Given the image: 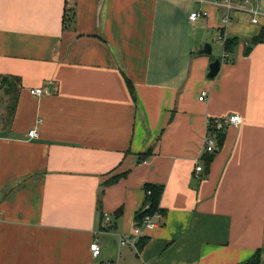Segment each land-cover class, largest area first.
Listing matches in <instances>:
<instances>
[{
	"label": "crops",
	"instance_id": "obj_1",
	"mask_svg": "<svg viewBox=\"0 0 264 264\" xmlns=\"http://www.w3.org/2000/svg\"><path fill=\"white\" fill-rule=\"evenodd\" d=\"M213 2L0 0V74L22 80L11 125L0 123V264H237L258 249L264 262V39L244 53L264 19ZM230 114L242 121L206 174L208 120ZM123 172L105 188L106 230L101 184ZM146 182L164 185L166 216L142 247L121 245Z\"/></svg>",
	"mask_w": 264,
	"mask_h": 264
},
{
	"label": "trees",
	"instance_id": "obj_2",
	"mask_svg": "<svg viewBox=\"0 0 264 264\" xmlns=\"http://www.w3.org/2000/svg\"><path fill=\"white\" fill-rule=\"evenodd\" d=\"M66 21H68L66 18L64 20L65 24ZM66 26V25H65ZM264 39V26L262 27L261 31L258 35L251 37L246 46H245V54H249L252 50V47L263 41ZM239 43L238 37H229L226 38L224 41V51H225V60L227 61H234V52H235V46ZM125 80L127 83V86L131 92V95L133 96L134 100L136 101V91L135 87L132 83V81L126 76ZM22 89V80L20 77L10 74H0V123L3 125V127L8 128L14 118L15 111L18 105L19 100V94ZM213 128V127H211ZM225 138L224 131L217 132V139H216V148L212 152H206L203 155L204 164L206 166L205 172L206 174L210 171L211 163L215 157L216 149H220L223 145ZM152 154V151L149 149L148 151H145L144 153L139 154V160L143 161L148 159ZM127 172H123L120 174H116L114 176H111L108 180L103 182L101 184V188L99 191V197L97 200V211L100 213V220L103 218L105 213L103 212V195L105 192V188L108 185L116 183L120 178L125 176ZM144 201L139 208L138 211H136L135 214V220L136 224L139 226H144V220L147 216H166L167 210L161 206V199L164 191V185L163 184H157L152 182H146L144 184ZM123 213V207L118 208L115 211V219L119 218L121 214ZM139 241V246L142 247L143 243L146 241V238H142ZM262 260V250L258 249L251 257H249L246 260H243L237 264H263Z\"/></svg>",
	"mask_w": 264,
	"mask_h": 264
},
{
	"label": "built area",
	"instance_id": "obj_3",
	"mask_svg": "<svg viewBox=\"0 0 264 264\" xmlns=\"http://www.w3.org/2000/svg\"><path fill=\"white\" fill-rule=\"evenodd\" d=\"M213 4L216 5L217 7L219 6L225 7L227 12H231L232 10H235L236 12L239 11L248 12L252 23L255 24L263 23L262 20L264 19V10H262V8L260 7L261 0H214ZM202 13L206 14V11L203 10L193 11L189 17L191 20H194ZM230 19L231 16L228 13L227 16L225 17V21L229 22ZM42 92H43L42 88H35L31 90V93L33 94H41ZM206 96H207V91L203 90L199 95V99L203 100L206 98ZM241 121L242 118L239 114H232V115L230 114L219 118H210L208 120V130L205 137L203 151L204 152L214 151L216 148L217 132L226 130L227 127H229L230 125H239ZM29 136L36 137L37 130L36 129L30 130ZM196 170L203 171L204 170L203 164L201 163L198 164L196 166ZM154 218L155 216H147L144 220V226L136 225L134 229V233L132 235L130 236L121 235L119 237L120 244L121 245L130 244L132 245V247L137 248L139 239L146 234L148 229L154 228L157 225V223L154 222ZM110 225H111V217L109 214H105L104 221L102 224L103 229L106 230L109 229ZM91 251L93 256L95 257L99 256L101 253V247L98 243L97 238L91 244Z\"/></svg>",
	"mask_w": 264,
	"mask_h": 264
},
{
	"label": "water",
	"instance_id": "obj_4",
	"mask_svg": "<svg viewBox=\"0 0 264 264\" xmlns=\"http://www.w3.org/2000/svg\"><path fill=\"white\" fill-rule=\"evenodd\" d=\"M204 50H207V49H204ZM220 64H221V61L218 58L211 63L209 73H208L209 77H214L217 75L220 69Z\"/></svg>",
	"mask_w": 264,
	"mask_h": 264
},
{
	"label": "rangeland",
	"instance_id": "obj_5",
	"mask_svg": "<svg viewBox=\"0 0 264 264\" xmlns=\"http://www.w3.org/2000/svg\"><path fill=\"white\" fill-rule=\"evenodd\" d=\"M222 53V49H221V52H220V54ZM203 162H204V160H203Z\"/></svg>",
	"mask_w": 264,
	"mask_h": 264
}]
</instances>
